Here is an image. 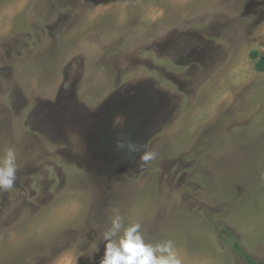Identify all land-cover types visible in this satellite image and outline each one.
Segmentation results:
<instances>
[{"label":"rangeland","instance_id":"374dc122","mask_svg":"<svg viewBox=\"0 0 264 264\" xmlns=\"http://www.w3.org/2000/svg\"><path fill=\"white\" fill-rule=\"evenodd\" d=\"M254 52L264 0H0V264H100L116 214L182 264L262 263Z\"/></svg>","mask_w":264,"mask_h":264},{"label":"clouds","instance_id":"9594fccd","mask_svg":"<svg viewBox=\"0 0 264 264\" xmlns=\"http://www.w3.org/2000/svg\"><path fill=\"white\" fill-rule=\"evenodd\" d=\"M120 117H117L114 124ZM117 147L123 149L124 142L117 141ZM127 147L135 152H141L143 145L131 141ZM154 152L143 151L141 163L155 158ZM17 173V153L14 148L6 147L0 157V191L13 188ZM123 232L121 233V229ZM119 234V235H118ZM106 242L104 256L100 264H182L174 243L169 240L155 244L145 241L141 232V224L133 223L123 227V218L118 214L111 218L110 227L102 233Z\"/></svg>","mask_w":264,"mask_h":264},{"label":"trees","instance_id":"16d2710c","mask_svg":"<svg viewBox=\"0 0 264 264\" xmlns=\"http://www.w3.org/2000/svg\"><path fill=\"white\" fill-rule=\"evenodd\" d=\"M252 55L253 58L256 59V64H255L256 69L260 72H264V55L260 56L256 52H254ZM248 261L250 264H264V261L262 263H258L250 257H248Z\"/></svg>","mask_w":264,"mask_h":264}]
</instances>
